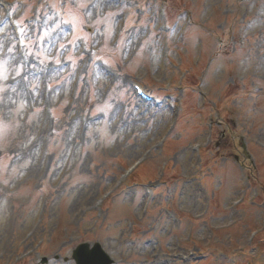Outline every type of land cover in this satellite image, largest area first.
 I'll return each mask as SVG.
<instances>
[{
	"label": "rangeland",
	"instance_id": "rangeland-1",
	"mask_svg": "<svg viewBox=\"0 0 264 264\" xmlns=\"http://www.w3.org/2000/svg\"><path fill=\"white\" fill-rule=\"evenodd\" d=\"M87 242L264 264V0H0V264Z\"/></svg>",
	"mask_w": 264,
	"mask_h": 264
},
{
	"label": "water",
	"instance_id": "water-1",
	"mask_svg": "<svg viewBox=\"0 0 264 264\" xmlns=\"http://www.w3.org/2000/svg\"><path fill=\"white\" fill-rule=\"evenodd\" d=\"M74 259L77 264H112L111 258L104 252L100 244L90 250L89 244L81 245L75 252ZM79 256V257H78Z\"/></svg>",
	"mask_w": 264,
	"mask_h": 264
}]
</instances>
